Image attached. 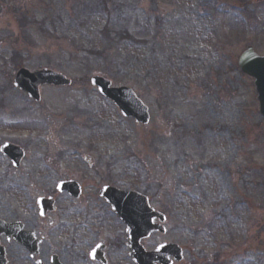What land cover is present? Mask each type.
Listing matches in <instances>:
<instances>
[{
  "label": "rangeland",
  "instance_id": "obj_1",
  "mask_svg": "<svg viewBox=\"0 0 264 264\" xmlns=\"http://www.w3.org/2000/svg\"><path fill=\"white\" fill-rule=\"evenodd\" d=\"M105 5L122 11L129 36L98 34L107 18L95 6ZM249 46L264 56V0H0V146L26 153L20 169L0 154V218L62 181L85 196L112 184L165 198L168 239L203 259L264 264V117L238 65ZM130 51L148 67L129 69ZM22 68L72 85L29 101L14 86ZM95 74L133 89L150 123L122 118L91 86Z\"/></svg>",
  "mask_w": 264,
  "mask_h": 264
},
{
  "label": "flooded vegetation",
  "instance_id": "obj_2",
  "mask_svg": "<svg viewBox=\"0 0 264 264\" xmlns=\"http://www.w3.org/2000/svg\"><path fill=\"white\" fill-rule=\"evenodd\" d=\"M78 185V197L57 190L45 191L35 198L26 197L25 204L30 206L20 208L12 217L0 218V264H136L132 252L136 239L128 233L127 223L100 195L106 186L117 187L95 184L94 193L85 196V189ZM147 198L163 220H154L161 228L140 239L143 253L170 244H176L179 250V261L173 256H155L153 264H223L219 256L203 259L197 245L184 243L185 239L182 244L170 241L172 207L165 198ZM42 199L48 203L40 207ZM125 209L136 211L137 206L128 205Z\"/></svg>",
  "mask_w": 264,
  "mask_h": 264
},
{
  "label": "water",
  "instance_id": "obj_3",
  "mask_svg": "<svg viewBox=\"0 0 264 264\" xmlns=\"http://www.w3.org/2000/svg\"><path fill=\"white\" fill-rule=\"evenodd\" d=\"M238 64L245 75L255 80L260 112L264 116V57L259 56L254 48L249 47L240 57ZM71 84L72 81L63 74L48 69L37 71L21 69L15 78V87L22 93H27L30 99L36 101L40 100V89L42 87H69ZM91 84L98 89L103 97L115 104L124 118L134 119L137 124L141 125L149 123L148 107L131 88L113 87L111 81L100 75H95L91 80ZM2 152L10 158L15 167H19L24 154L20 148L7 144L2 148ZM61 186L64 187L62 189L71 192L78 188L76 183H66ZM101 195L108 198V202L112 205L114 211L128 223V232L137 242L157 228L152 226V220L157 214L150 209L142 195L135 192H119L109 188L104 189ZM129 204L137 206V210L130 212L125 209ZM175 248L176 246L162 247L152 255H145L138 245V247L132 249V252L137 264H151L154 256L164 258L173 254L177 255L173 251Z\"/></svg>",
  "mask_w": 264,
  "mask_h": 264
},
{
  "label": "trees",
  "instance_id": "obj_4",
  "mask_svg": "<svg viewBox=\"0 0 264 264\" xmlns=\"http://www.w3.org/2000/svg\"><path fill=\"white\" fill-rule=\"evenodd\" d=\"M95 7L100 9L99 10V14H101L104 17L107 18L105 26L98 33L102 38L110 39L113 36L112 39L116 40L117 39L116 36L118 34H119V38H120L121 35L123 37L124 36H129L128 32L126 31V28L125 29L121 28L122 30H119V26L122 27L121 23L123 22V21L121 22V19H120L121 17L119 16V13H121L122 11L117 10L118 14L113 15L112 13H110V11H109V9H108V7L106 5L104 7H102V8L97 7V6H95ZM81 13H85V11L82 10ZM78 17H79V15H78ZM122 17H124V16H122ZM88 19H90V20H88ZM88 19L83 20V23H82L83 27L85 25H87L88 23L91 24V21H92L91 19H94V18H93L92 15H89ZM44 21H42V22H44ZM42 24L44 25V26L42 25V29H43L44 33L50 32L49 29L46 31V29H47L46 25L47 24L46 23H42ZM117 40L119 41V39H117ZM123 40H125V38H123ZM93 45L94 46H98V43L96 42V40H95ZM126 45H128L127 47H130V49L133 48L134 45L132 44V39L131 38H130L129 44L127 43ZM130 53H131V51H130ZM99 54H103L104 55V54H106V52L103 51V50H95V55H99ZM135 55H136V53H133V52L131 54L127 55V58L125 60V65L129 69H132V67L133 68H140L141 66L148 67L147 66L148 64H147V59H146L147 57L146 56H144L143 54H141L139 56H135Z\"/></svg>",
  "mask_w": 264,
  "mask_h": 264
}]
</instances>
